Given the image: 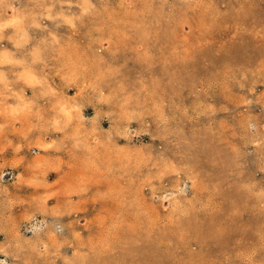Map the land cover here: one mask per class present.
Segmentation results:
<instances>
[{
	"label": "rangeland",
	"instance_id": "374dc122",
	"mask_svg": "<svg viewBox=\"0 0 264 264\" xmlns=\"http://www.w3.org/2000/svg\"><path fill=\"white\" fill-rule=\"evenodd\" d=\"M0 264H264V0H0Z\"/></svg>",
	"mask_w": 264,
	"mask_h": 264
}]
</instances>
